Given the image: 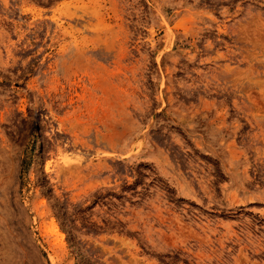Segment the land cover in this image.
Segmentation results:
<instances>
[{
    "label": "rangeland",
    "instance_id": "obj_1",
    "mask_svg": "<svg viewBox=\"0 0 264 264\" xmlns=\"http://www.w3.org/2000/svg\"><path fill=\"white\" fill-rule=\"evenodd\" d=\"M0 264H264V0H0Z\"/></svg>",
    "mask_w": 264,
    "mask_h": 264
}]
</instances>
